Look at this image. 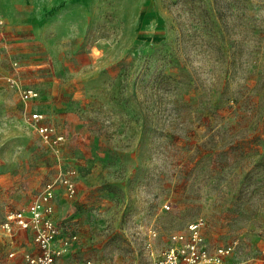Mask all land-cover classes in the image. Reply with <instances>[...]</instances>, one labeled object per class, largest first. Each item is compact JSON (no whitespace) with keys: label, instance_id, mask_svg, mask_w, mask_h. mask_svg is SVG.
<instances>
[{"label":"rangeland","instance_id":"rangeland-1","mask_svg":"<svg viewBox=\"0 0 264 264\" xmlns=\"http://www.w3.org/2000/svg\"><path fill=\"white\" fill-rule=\"evenodd\" d=\"M227 2L220 17L214 0H77L53 28L60 62L41 43L0 48V264L38 253L31 231L1 224L51 181L76 236L56 264H151L199 218L210 257L264 264V0ZM36 110L65 135L60 157Z\"/></svg>","mask_w":264,"mask_h":264},{"label":"built area","instance_id":"built-area-1","mask_svg":"<svg viewBox=\"0 0 264 264\" xmlns=\"http://www.w3.org/2000/svg\"><path fill=\"white\" fill-rule=\"evenodd\" d=\"M36 96L37 92L31 87L22 92L24 100L31 101ZM31 119L34 129L43 142L60 157L66 145L65 135L58 132L52 125L46 124L44 113L38 110L31 112ZM72 173L67 172L59 176L60 182L70 196L76 193V184L72 179ZM55 184L54 181L48 182L38 200L32 202L27 209L9 212L1 224L2 230L9 237H14L19 231L32 232L34 244L39 251L35 255L26 256L29 264H56L63 249L69 245L71 239L76 238V236H63L55 221ZM203 224L202 218L189 224L191 238L187 242L182 234H174L170 238L172 246L163 254L155 256L151 264H224L222 256L229 254L232 247L222 248L216 256L210 257L201 247L203 238L200 228ZM88 264L98 263L89 261Z\"/></svg>","mask_w":264,"mask_h":264},{"label":"crops","instance_id":"crops-1","mask_svg":"<svg viewBox=\"0 0 264 264\" xmlns=\"http://www.w3.org/2000/svg\"><path fill=\"white\" fill-rule=\"evenodd\" d=\"M68 3L72 8L77 0ZM67 4L59 0H0V48L14 57V50L20 52L27 45L41 43L48 57L60 62L65 35L53 28L70 17Z\"/></svg>","mask_w":264,"mask_h":264},{"label":"trees","instance_id":"trees-1","mask_svg":"<svg viewBox=\"0 0 264 264\" xmlns=\"http://www.w3.org/2000/svg\"><path fill=\"white\" fill-rule=\"evenodd\" d=\"M184 2H194V1H196V0H183ZM223 2L224 1V3L226 2V0H214V3H215V5H216V11H217V13L219 14V16L221 17V15H222V13H223V11H228V10H230V7H229V4H228V2H227V4H226V6L223 8H221V7H219V2ZM233 1V0H232ZM229 2H231V1H229ZM242 12H240L241 14L240 15H244V14H246V10L245 9H243V10H241Z\"/></svg>","mask_w":264,"mask_h":264}]
</instances>
